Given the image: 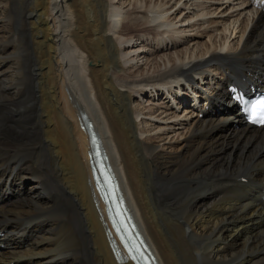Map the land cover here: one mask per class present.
<instances>
[{
	"label": "bare ground",
	"instance_id": "1",
	"mask_svg": "<svg viewBox=\"0 0 264 264\" xmlns=\"http://www.w3.org/2000/svg\"><path fill=\"white\" fill-rule=\"evenodd\" d=\"M238 3L0 0V264H135L97 190L82 110L157 264H264V126L244 122L231 90L264 87V0ZM11 12L36 65L14 57ZM218 22L219 42V29L210 44L183 36ZM182 78L198 105L178 96ZM165 90L169 104H152ZM37 161L62 196L43 191Z\"/></svg>",
	"mask_w": 264,
	"mask_h": 264
},
{
	"label": "rangeland",
	"instance_id": "2",
	"mask_svg": "<svg viewBox=\"0 0 264 264\" xmlns=\"http://www.w3.org/2000/svg\"><path fill=\"white\" fill-rule=\"evenodd\" d=\"M118 2H120V3H124V1L125 0H117ZM240 0H226V3H230V5H229V7H226L227 5H225V7L227 8H225V7H223L222 9H220V10H223V11H226L227 12V14H229L230 12L231 13H233L235 10H237V9H239V2ZM236 2V3H235ZM209 3V5H210V1L208 2ZM233 9H232V8ZM229 12V13H228ZM11 13H13L12 15H11V21H10V38L12 39V42L14 43V45H15V48H14V52L16 51V53H14L15 55H14V57H16V58H20V56H22L21 58H24L26 61H28V62H30L31 64H33V65H36V61H38V57H37V48H34L35 46H34V44H33V42H32V39H31V37H30V33L28 32L29 31V29H27L20 21H19V19H17V16L19 15V13H14V12H11ZM218 13V14H217ZM234 13H236V12H234ZM14 14H16L17 16H15ZM190 15L189 14H187L185 17H189ZM232 17V16H231ZM229 18V20L230 19H233V18ZM201 18L200 16L199 17H193L192 18V20H191V22H195V21H201V20H199V19ZM210 20H219L220 19V21L222 20V17H221V15L219 14V11H217L216 12V15L215 16H212V17H208ZM198 19V20H197ZM228 20V19H227ZM228 22V21H227ZM180 24V25H179ZM179 24H178V26L179 27H181L182 26V24H181V22H179ZM184 24V23H183ZM200 24V23H199ZM185 25H187V22L185 23ZM224 26V23L223 22H218V23H212L211 25H209V26H207V25H205V26H202L201 28H199V29H191L190 31L189 30H187V31H185V32H183V36L185 37V38H190V39H195L196 38V40H198L199 41V43L202 45L203 43H207V44H210V39H208L209 38V34H211V33H213L214 31H212V30H217V29H219V30H217L216 32H215V34L216 33H220L221 32V28ZM19 27V28H18ZM21 27V28H20ZM215 27V28H214ZM210 28H211V30H210ZM27 32V33H26ZM28 33H29V35H28ZM228 34L229 32L228 31H226V32H221L220 34H219V36H218V42L222 39L221 38V36L222 35H224V34ZM13 35V36H12ZM236 36H238V35H236ZM29 37V38H28ZM14 38H16V39H14ZM25 38V39H24ZM29 39H31V40H29ZM237 39V38H236ZM29 42H28V41ZM205 40V41H204ZM15 41V42H14ZM208 41V42H207ZM28 44V45H27ZM135 44H136V41H135ZM138 44H140V41H138ZM150 44V45H149ZM149 44H146V45H148V46H146L147 48L148 47H150V46H154V43H149ZM33 45V46H32ZM167 45H169V47H171V45H172V43L170 42H168L167 43ZM31 46V47H30ZM17 47V48H16ZM27 47H30V49H28ZM205 47V46H204ZM19 48V49H18ZM32 48H34V49H32ZM137 48H139V45H137ZM21 49V50H20ZM20 50V51H19ZM25 51V52H24ZM35 51V52H34ZM17 52H18V54H17ZM34 52V53H33ZM30 54V55H29ZM26 55H27V57H26ZM35 55H36V58H35ZM28 59V60H27ZM31 61H34V62H31ZM203 88H205L204 86H203ZM162 96V98L160 97V96H156L155 95V97H153L154 99H156V97H159L158 99H156V100H154L153 102H151L152 104H154V103H156L157 101L158 102H162V103H164V101H167L168 102V100H165L166 99V97H165V99H164V96H166V94H164L163 93V95H161ZM158 102L156 103V104H158ZM171 102V101H170ZM168 104H169V102H168ZM160 105V104H159ZM187 106H185L184 108L182 107V109H181V107H180V109L178 110V111H180V112H178L176 109H173V114H177V115H180V116H182L183 114H184V112H185V108H186ZM163 116L165 117L166 116V114H163ZM166 119H168V116H166L165 118H164V120H166ZM172 119H174V117H172L171 118V120ZM168 121H170V119L168 120ZM33 173L34 174H36V176L40 179V181L42 182V184H43V191L44 192H46V193H49V194H52V196L54 197V198H56L57 197V195L58 196H62V187L60 186V184H59V182H56V181H53V178H50L46 173H45V170H42V167L40 166V163L37 161V163H36V165H35V167L33 168ZM43 174V176H42V174ZM43 177V178H42ZM47 177V178H46ZM44 179V180H43ZM45 181V182H44ZM47 181V182H46ZM51 182V183H50ZM56 185V186H55ZM55 193V194H54ZM72 198V197H71Z\"/></svg>",
	"mask_w": 264,
	"mask_h": 264
},
{
	"label": "water",
	"instance_id": "3",
	"mask_svg": "<svg viewBox=\"0 0 264 264\" xmlns=\"http://www.w3.org/2000/svg\"><path fill=\"white\" fill-rule=\"evenodd\" d=\"M80 114H81V117H82L83 120H84V123H86V122L89 121V119H88V117L86 116L85 112L81 111ZM89 127H90V129H88V132L92 133V136H93V139H94V144H95V146H96V148H97L98 155H99L101 161L104 163L106 169H107L108 172L110 173L111 179L115 181V183H116V185H117V192H118L119 196H120L121 198H123V195H122L121 189H120L119 184H118V182H117V179H116V177H115L114 173L112 172V169H111V167H110V165H109V162H108V159H107V156H106V152H105V150H104V148H103V145H102L101 139H100V137L98 136V134H97L96 132H94L91 123L89 124ZM92 154H93V153L90 154V158H91L90 160H91V162L93 163V155H92ZM92 165H93V164H92ZM123 199H124V198H123ZM123 208H124L125 211H128V207L126 206L125 202H124V206H123ZM127 216L130 217L129 214H127Z\"/></svg>",
	"mask_w": 264,
	"mask_h": 264
},
{
	"label": "snow or ice",
	"instance_id": "4",
	"mask_svg": "<svg viewBox=\"0 0 264 264\" xmlns=\"http://www.w3.org/2000/svg\"><path fill=\"white\" fill-rule=\"evenodd\" d=\"M260 123H264V116H262L259 120Z\"/></svg>",
	"mask_w": 264,
	"mask_h": 264
}]
</instances>
